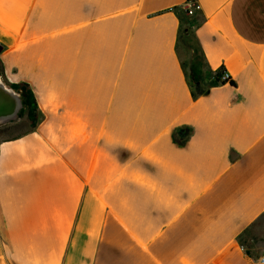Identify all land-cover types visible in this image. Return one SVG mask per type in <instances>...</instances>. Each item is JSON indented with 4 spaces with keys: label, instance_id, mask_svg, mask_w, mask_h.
<instances>
[{
    "label": "crops",
    "instance_id": "crops-1",
    "mask_svg": "<svg viewBox=\"0 0 264 264\" xmlns=\"http://www.w3.org/2000/svg\"><path fill=\"white\" fill-rule=\"evenodd\" d=\"M0 78V264H260L264 0H0Z\"/></svg>",
    "mask_w": 264,
    "mask_h": 264
},
{
    "label": "rangeland",
    "instance_id": "rangeland-1",
    "mask_svg": "<svg viewBox=\"0 0 264 264\" xmlns=\"http://www.w3.org/2000/svg\"><path fill=\"white\" fill-rule=\"evenodd\" d=\"M189 52H191L195 56H199L198 48L196 46L195 40L191 37H187L181 47V56L184 58V60L188 58ZM0 79L6 86L12 88L14 91H16L17 93L21 95V92H19L18 90H15L12 86H10L2 78ZM19 87H22V86H19ZM22 89H25V88L22 87ZM27 113H29L30 117L27 116ZM19 117L22 118L21 119L22 121L20 120L18 121V118H17L10 122L0 124V139L15 135L17 133H20L30 128L34 122V118H36L37 116L34 117L32 105H30L28 109H25V105L23 102V108L20 111ZM243 238L249 239L248 245L250 247V252L252 253H255L257 251L259 252L261 248L264 246V228L263 227L256 228L253 231H250L247 235H243Z\"/></svg>",
    "mask_w": 264,
    "mask_h": 264
},
{
    "label": "water",
    "instance_id": "water-1",
    "mask_svg": "<svg viewBox=\"0 0 264 264\" xmlns=\"http://www.w3.org/2000/svg\"><path fill=\"white\" fill-rule=\"evenodd\" d=\"M23 99L12 88L0 81V124L19 118Z\"/></svg>",
    "mask_w": 264,
    "mask_h": 264
},
{
    "label": "trees",
    "instance_id": "trees-1",
    "mask_svg": "<svg viewBox=\"0 0 264 264\" xmlns=\"http://www.w3.org/2000/svg\"><path fill=\"white\" fill-rule=\"evenodd\" d=\"M220 72H221V70L217 73V75H218L217 77L218 78H219ZM191 78L193 80L192 82L194 84H197L199 76H198V70L195 67H192ZM219 80H220V78H219ZM9 85L12 86L15 90H18L19 92H21V96L23 98L25 109H28V107L30 105H32L34 117L37 116L36 118H34V122H33V124H34L36 122V120L39 118V114H38V112L36 110V105H35V101H34V98H33L31 90L29 89V87L26 84H23V83L9 84ZM19 86H22L25 89H22V87H19ZM192 86H193V84H192ZM27 116L30 117L29 113H27ZM239 240H240L242 245L247 247V253H249L250 252V247L248 245L249 239L248 238H243V235H241V237H239Z\"/></svg>",
    "mask_w": 264,
    "mask_h": 264
},
{
    "label": "built area",
    "instance_id": "built-area-1",
    "mask_svg": "<svg viewBox=\"0 0 264 264\" xmlns=\"http://www.w3.org/2000/svg\"><path fill=\"white\" fill-rule=\"evenodd\" d=\"M186 1L188 2L190 0H186ZM192 6H197V5L196 4H192ZM186 11H187V13H192V7H190V6L187 7ZM219 78H220V80H224V81L228 80V78H229L228 73L225 70H222L220 72ZM258 261H259L260 264H264V249H263V251L261 252V254L259 256Z\"/></svg>",
    "mask_w": 264,
    "mask_h": 264
},
{
    "label": "bare ground",
    "instance_id": "bare-ground-1",
    "mask_svg": "<svg viewBox=\"0 0 264 264\" xmlns=\"http://www.w3.org/2000/svg\"><path fill=\"white\" fill-rule=\"evenodd\" d=\"M0 81H1V79H0Z\"/></svg>",
    "mask_w": 264,
    "mask_h": 264
}]
</instances>
